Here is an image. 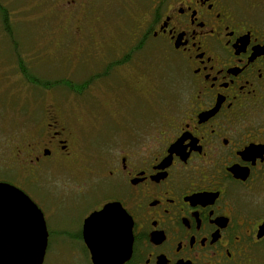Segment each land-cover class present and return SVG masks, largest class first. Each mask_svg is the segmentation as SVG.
I'll use <instances>...</instances> for the list:
<instances>
[{
    "label": "flooded vegetation",
    "instance_id": "flooded-vegetation-1",
    "mask_svg": "<svg viewBox=\"0 0 264 264\" xmlns=\"http://www.w3.org/2000/svg\"><path fill=\"white\" fill-rule=\"evenodd\" d=\"M3 5L0 25L14 41L3 27L12 11ZM52 5L56 18L59 10L67 14L59 49L78 61L65 74L54 72L47 86L24 74L27 56L14 49L23 82L44 88L47 99L32 138L16 148V173L0 176L41 213L47 234L41 264H95L89 232L98 235L100 226L91 218L113 202L129 232L119 264H264V0ZM113 20L117 33H105ZM149 52L178 65L183 86L174 102L159 97L153 71L140 64ZM101 84L118 85L120 97L128 89L127 113L146 106L163 121L147 117L140 122L148 123L145 130L102 133L106 144L81 165L82 176L51 179L78 162L73 100L95 101ZM18 205L25 209V200ZM3 211L0 229L17 231L16 210Z\"/></svg>",
    "mask_w": 264,
    "mask_h": 264
},
{
    "label": "rangeland",
    "instance_id": "rangeland-1",
    "mask_svg": "<svg viewBox=\"0 0 264 264\" xmlns=\"http://www.w3.org/2000/svg\"><path fill=\"white\" fill-rule=\"evenodd\" d=\"M0 2L12 11L13 17L8 23L9 28L6 25L3 27L14 35L15 40H19L16 47V41L10 40L5 35L8 33H4L0 25V176H5L16 173L12 169L16 167L14 164L16 148L23 141L27 143L32 138L33 129L41 120L39 115L42 111L41 105L47 99L44 88H30L31 85L23 82L26 79L20 77L17 65L13 64L17 58L14 49L27 56L24 58L27 59L28 65L22 64L21 68L27 67L30 73L36 75L39 83H44L45 79L49 80L54 72L61 75L65 74L66 70L71 71L73 63L78 61V56L69 61L66 59L65 50L59 49L60 43L64 41L60 33L64 23L63 17H67V14L59 10L56 18L53 14L52 0H0ZM109 26L104 30L105 33H117L115 20L111 21ZM112 36L114 35H109ZM145 55L141 57L140 64L153 71V85L155 89L161 91L159 97H165L167 100L170 98L167 102H174L171 98L175 96V91L183 86L179 80L181 71L178 65L153 52ZM22 71L24 72L23 69ZM78 74L81 80L84 75L82 72ZM100 89L95 101L85 97L73 100L72 123L77 132L74 148L77 150L78 162L75 161L71 171L59 167L55 174L50 176L51 179L63 181L82 176L81 165L96 159L102 150L101 147L106 144L102 133L107 131L110 134L115 132L122 134L128 128L145 130L148 123L144 125L140 122L145 123L147 117H153L158 123L163 121L157 115L159 112L146 106L141 107L142 111L127 113L130 111L131 96L127 94L128 89H125L122 97L119 96V86L116 84H110L108 87L101 84ZM92 104L96 109H93ZM101 108L108 114L100 113L103 112ZM121 109H125V114Z\"/></svg>",
    "mask_w": 264,
    "mask_h": 264
},
{
    "label": "water",
    "instance_id": "water-1",
    "mask_svg": "<svg viewBox=\"0 0 264 264\" xmlns=\"http://www.w3.org/2000/svg\"><path fill=\"white\" fill-rule=\"evenodd\" d=\"M7 194H19V198L7 197ZM25 200V209L18 202ZM5 208L14 209L11 216L20 221L17 231L0 229V264H41L45 255L47 234L42 223L41 213L26 193L6 182H0V225H3L7 213ZM22 209V211H18ZM11 218V217H9ZM100 226V233L89 232L93 260L95 264H119L123 261L126 239L124 210L117 203L107 204L97 215L91 218ZM91 235L94 238H91Z\"/></svg>",
    "mask_w": 264,
    "mask_h": 264
},
{
    "label": "trees",
    "instance_id": "trees-1",
    "mask_svg": "<svg viewBox=\"0 0 264 264\" xmlns=\"http://www.w3.org/2000/svg\"><path fill=\"white\" fill-rule=\"evenodd\" d=\"M7 27L9 28V25H7ZM23 70H24V72L26 73V74H28V75H30V77L33 79V80H38L37 78H36V75L34 74V73H30L29 71H28V69H27V67H24V68H22ZM29 77V78H30ZM44 83L46 82V85L48 86V85H50V84H48V83H50V81L49 80H44L43 81ZM45 85V86H46Z\"/></svg>",
    "mask_w": 264,
    "mask_h": 264
}]
</instances>
